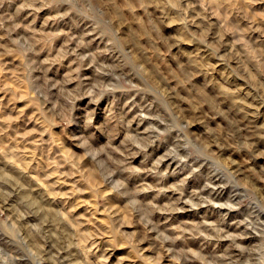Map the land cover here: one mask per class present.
Segmentation results:
<instances>
[{
    "label": "clouds",
    "instance_id": "1",
    "mask_svg": "<svg viewBox=\"0 0 264 264\" xmlns=\"http://www.w3.org/2000/svg\"><path fill=\"white\" fill-rule=\"evenodd\" d=\"M0 264H264V0H0Z\"/></svg>",
    "mask_w": 264,
    "mask_h": 264
},
{
    "label": "rangeland",
    "instance_id": "2",
    "mask_svg": "<svg viewBox=\"0 0 264 264\" xmlns=\"http://www.w3.org/2000/svg\"><path fill=\"white\" fill-rule=\"evenodd\" d=\"M101 219H102V217H101Z\"/></svg>",
    "mask_w": 264,
    "mask_h": 264
}]
</instances>
